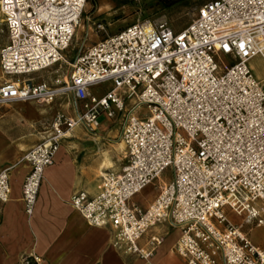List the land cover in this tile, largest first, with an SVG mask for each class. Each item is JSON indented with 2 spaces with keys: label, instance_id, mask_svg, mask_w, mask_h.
Returning <instances> with one entry per match:
<instances>
[{
  "label": "built area",
  "instance_id": "1",
  "mask_svg": "<svg viewBox=\"0 0 264 264\" xmlns=\"http://www.w3.org/2000/svg\"><path fill=\"white\" fill-rule=\"evenodd\" d=\"M86 3L0 0L3 75L29 76L70 65L57 86L28 78L4 80L0 106L14 100L50 103L69 94L76 108L74 117L56 113L46 139L24 155L26 215L33 213L44 170L65 129L81 123L94 131L100 114L118 115L126 165L120 173H105L94 197L74 192L71 206L90 225H109L115 243L143 259L161 239L151 236L150 249L138 240L168 221L180 230L173 251L186 264H264V250L224 213L234 201L252 220L258 216L252 204L260 200L264 205V88L248 65L257 55L264 60V0H208L179 30L162 19L139 20L84 47L68 62L62 52ZM217 54L229 56L231 63L220 69ZM104 82L112 87L103 95L90 93V87ZM142 106L145 114L138 113ZM168 168L169 180L146 208L129 203ZM9 193L8 169H3L0 202ZM20 263L44 264L35 254H22Z\"/></svg>",
  "mask_w": 264,
  "mask_h": 264
},
{
  "label": "crops",
  "instance_id": "2",
  "mask_svg": "<svg viewBox=\"0 0 264 264\" xmlns=\"http://www.w3.org/2000/svg\"><path fill=\"white\" fill-rule=\"evenodd\" d=\"M26 78L33 83L46 82L50 86H57L64 80L55 78L49 82L40 75ZM95 86L89 88L94 95L101 96L107 91L97 94ZM130 103L126 100L127 106ZM52 104L48 111L35 102H15L0 107V171L8 169L10 185L8 200L0 202V264H21L22 254H35L44 264H186L173 251L180 230L168 221L152 227L138 240L140 247L150 249L151 236L161 239L151 255L143 259L128 253L124 245L116 244L109 225H90L70 204L71 195L77 191L94 197L99 191L102 176L120 173L126 165L125 145L114 140L121 124L118 115L108 118L100 114L94 131H89L81 123L65 129L52 163L44 170L33 213L26 215L21 187L29 166L24 155L46 139L56 113L70 117L76 115L69 94L55 97ZM148 187L135 194L129 203L146 208L158 193L157 190L151 196ZM137 195H140V201L135 199ZM172 230L175 231L174 236L168 239Z\"/></svg>",
  "mask_w": 264,
  "mask_h": 264
},
{
  "label": "rangeland",
  "instance_id": "3",
  "mask_svg": "<svg viewBox=\"0 0 264 264\" xmlns=\"http://www.w3.org/2000/svg\"><path fill=\"white\" fill-rule=\"evenodd\" d=\"M207 1L208 0H179L166 6L163 0H87L80 25L76 28L70 46L62 53L67 61L71 62L77 53L84 47L105 37L106 33H112L119 27L143 19H162L165 20L174 30H179L190 22L195 16L197 9ZM98 24H101L103 28L99 29L97 27ZM5 38L4 25L0 22V46L5 42ZM215 60L220 66V69L231 63V58L222 54H217ZM248 65L251 68L254 78L259 81L264 88V60L257 55L249 60ZM69 69L70 65L68 63H61L60 65L57 64L41 73H32L29 75L34 77L40 75L45 81L53 82L55 78L65 80L68 76ZM26 77L27 76L25 75L6 76L3 75L0 70V83L4 80H21ZM110 87V82H104L95 86L94 91L97 94H100L108 90ZM15 102H35L38 105L46 107L47 111L53 106L52 102L40 103L35 100H14L2 106ZM138 113L145 114V106L139 108ZM119 135L120 129L114 138L115 141H121ZM170 175L171 168H168L160 176V179H156L149 185L148 189L151 192V196L155 195L158 186L162 184V181L169 180ZM135 199L140 201V195H137ZM252 206L258 212L257 218L252 220H247V215L244 209L234 201L224 208V213L232 223L241 226L242 231L246 233L248 239L256 248L264 250V205L260 200H257ZM258 219H261L262 222L257 223ZM174 233L175 231L172 230L168 239L172 238Z\"/></svg>",
  "mask_w": 264,
  "mask_h": 264
},
{
  "label": "trees",
  "instance_id": "4",
  "mask_svg": "<svg viewBox=\"0 0 264 264\" xmlns=\"http://www.w3.org/2000/svg\"><path fill=\"white\" fill-rule=\"evenodd\" d=\"M165 5L168 6V5H171L173 3H175L176 1H179V0H163Z\"/></svg>",
  "mask_w": 264,
  "mask_h": 264
}]
</instances>
